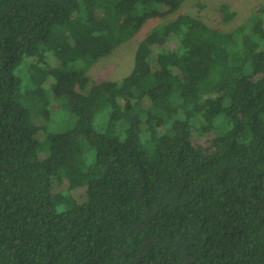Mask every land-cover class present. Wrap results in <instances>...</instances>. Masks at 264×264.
Masks as SVG:
<instances>
[{
  "label": "trees",
  "instance_id": "trees-1",
  "mask_svg": "<svg viewBox=\"0 0 264 264\" xmlns=\"http://www.w3.org/2000/svg\"><path fill=\"white\" fill-rule=\"evenodd\" d=\"M185 1L0 0V264H264V2Z\"/></svg>",
  "mask_w": 264,
  "mask_h": 264
},
{
  "label": "rangeland",
  "instance_id": "rangeland-1",
  "mask_svg": "<svg viewBox=\"0 0 264 264\" xmlns=\"http://www.w3.org/2000/svg\"><path fill=\"white\" fill-rule=\"evenodd\" d=\"M264 0H186L177 14H187L199 19L205 25L222 31H231L243 23L251 11L262 4ZM227 5L235 17L229 22H223L219 7ZM161 20H150L128 41L115 49L110 55L100 59L88 71L94 81H117L126 76L134 67V53L139 40L154 27L161 24ZM198 142V141H196ZM55 192L69 194L63 182L55 183ZM76 192H70L73 200L77 201Z\"/></svg>",
  "mask_w": 264,
  "mask_h": 264
}]
</instances>
